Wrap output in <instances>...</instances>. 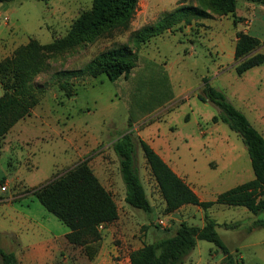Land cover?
Instances as JSON below:
<instances>
[{
  "label": "rangeland",
  "instance_id": "obj_1",
  "mask_svg": "<svg viewBox=\"0 0 264 264\" xmlns=\"http://www.w3.org/2000/svg\"><path fill=\"white\" fill-rule=\"evenodd\" d=\"M246 3L251 4L237 0L235 16L212 14L194 19L191 26L152 37L134 49L138 58L128 76L114 81L104 74L93 77L82 72L66 77L61 72L82 69L109 48L132 46L133 31L153 24L179 0H138L126 30H114L108 36L46 56L43 69L31 82L38 103L30 115L0 137V185L6 186L4 191L0 189L3 250L18 254L27 238L50 239L46 263L86 262L83 247L67 241L69 229L33 194L82 161L111 193L118 210L114 226L102 230L101 238L110 236L111 243L119 244L125 235L138 246L171 234L181 221L201 226L204 212L198 206L184 205L164 213L163 198L137 143L135 166L151 209L133 208L124 201V183L112 143L126 131L148 144L159 142L201 200H212L253 178L240 136L226 123L212 121L219 108L197 97L202 79L207 78L264 137V62L241 75L234 69L240 61L233 57L236 36L249 20L245 29L259 39V45L245 57L264 52V13L244 9L242 4ZM90 6L91 0L0 3V59L10 56L29 38L46 44L63 36ZM62 81L72 87L71 96L60 88ZM2 92L0 86V95ZM208 214L216 221L219 237L243 264H264V228H250L254 220H264V210L253 214L242 206L214 204ZM222 260L223 254L213 243L198 239L182 264H221Z\"/></svg>",
  "mask_w": 264,
  "mask_h": 264
},
{
  "label": "trees",
  "instance_id": "obj_2",
  "mask_svg": "<svg viewBox=\"0 0 264 264\" xmlns=\"http://www.w3.org/2000/svg\"><path fill=\"white\" fill-rule=\"evenodd\" d=\"M11 0H0L8 2ZM46 2L48 0H40ZM264 8V0H249ZM237 0H195L188 4L179 0L171 11L163 13L153 24L145 25L132 32V46L121 44L104 50L89 60L82 69L65 70L61 75L77 76L82 72L96 77L106 75L110 81L120 76L127 77L136 66L134 49L147 43L152 37L191 24L194 19L210 15L235 16ZM138 0H91L89 9L82 11L61 37L46 44L36 39L16 47L10 56L0 59V137L20 119L30 115L38 103V96L31 82L34 75L43 69L47 55H52L91 42L114 30H126L133 18ZM235 21V18H234ZM259 39L248 32L236 36L233 57L240 60L234 67L238 75L264 62V52L248 55L257 48ZM245 57V58H243ZM243 58V59H242ZM242 59V60H241ZM197 97L201 101L215 104L220 112L212 121H222L241 138L248 153L253 178L226 189L212 200H201L193 189L178 176L170 166L143 139L131 132H123L112 143L119 159V170L124 183V201L131 207L149 211L150 202L135 166V144L140 147L151 175L164 201V213L169 214L183 205H195L203 210V224L190 225L181 221L171 234L143 243L129 253L130 264H182L196 240L211 242L223 254L221 264H243L237 253H232L216 231V221L208 214L214 204L242 206L253 214L264 210V137L248 121L246 116L229 102L225 95L211 86L207 78ZM67 96L73 89L67 81L59 84ZM33 194L39 203L69 231V243L82 246L91 256L101 239L97 225L112 224L118 218V210L111 193L104 187L86 161L36 188ZM264 228V220L257 219L252 227ZM0 264H20L12 251L0 247Z\"/></svg>",
  "mask_w": 264,
  "mask_h": 264
},
{
  "label": "crops",
  "instance_id": "obj_3",
  "mask_svg": "<svg viewBox=\"0 0 264 264\" xmlns=\"http://www.w3.org/2000/svg\"><path fill=\"white\" fill-rule=\"evenodd\" d=\"M253 4H256V3L251 2V4L249 3H246L244 5L242 4V7L246 10L252 9L255 12L264 13V8L261 5L256 4L254 6ZM236 6H237V2H236ZM247 21L248 20H246V22ZM250 22L251 20H249L247 25H249ZM247 25H245V27L242 28L243 32H248L245 29ZM186 26H191V24L186 25ZM149 145L170 166V168L178 176H180L190 187H192L190 184L191 182L190 179L187 178L186 174H184L183 171H181L178 168V165L175 163L174 158L171 156V154L166 153L163 150L159 142H153V143H150ZM3 182L6 183L7 180L4 178ZM193 191L198 195V192L195 189H193ZM114 224L115 222H113L110 225L105 226L104 229L106 228L109 229L113 227ZM109 237L104 236L99 240L98 246L95 252L91 256H89L87 252L83 249V252L85 256L87 257V260L84 264H130L129 263V253L132 250L140 247L141 245L134 246L135 244L130 239V237L125 236V235L121 237V243L119 244L111 243V240ZM26 241H28V243L26 244L25 248L20 250L18 254H15L20 264H48L46 263L47 261L46 257L50 254L49 253L50 250L48 252L46 251L48 249L46 245L50 242V239L41 240V241L40 240L33 241L32 239L27 238Z\"/></svg>",
  "mask_w": 264,
  "mask_h": 264
},
{
  "label": "built area",
  "instance_id": "obj_4",
  "mask_svg": "<svg viewBox=\"0 0 264 264\" xmlns=\"http://www.w3.org/2000/svg\"><path fill=\"white\" fill-rule=\"evenodd\" d=\"M0 189H1V191H4L6 189V186L5 185H0ZM104 228H105V224L104 223H100V224L97 225V229L99 231H102Z\"/></svg>",
  "mask_w": 264,
  "mask_h": 264
}]
</instances>
